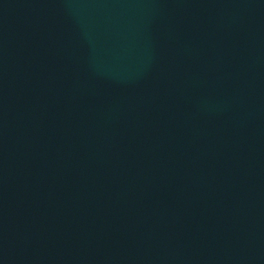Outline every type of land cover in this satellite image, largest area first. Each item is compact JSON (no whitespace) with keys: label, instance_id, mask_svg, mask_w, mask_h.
<instances>
[{"label":"water","instance_id":"95a60500","mask_svg":"<svg viewBox=\"0 0 264 264\" xmlns=\"http://www.w3.org/2000/svg\"><path fill=\"white\" fill-rule=\"evenodd\" d=\"M0 264H264V0H0Z\"/></svg>","mask_w":264,"mask_h":264}]
</instances>
